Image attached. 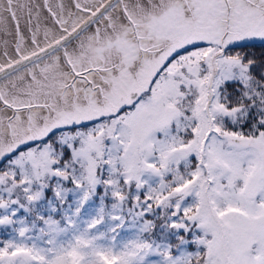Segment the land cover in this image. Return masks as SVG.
I'll use <instances>...</instances> for the list:
<instances>
[{"label":"snow or ice","instance_id":"obj_1","mask_svg":"<svg viewBox=\"0 0 264 264\" xmlns=\"http://www.w3.org/2000/svg\"><path fill=\"white\" fill-rule=\"evenodd\" d=\"M0 264H264V0H0Z\"/></svg>","mask_w":264,"mask_h":264}]
</instances>
